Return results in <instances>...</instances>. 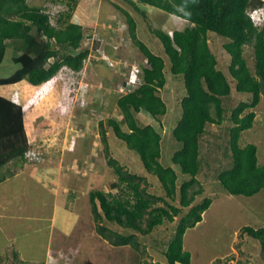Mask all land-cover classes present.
I'll list each match as a JSON object with an SVG mask.
<instances>
[{
    "label": "rangeland",
    "instance_id": "374dc122",
    "mask_svg": "<svg viewBox=\"0 0 264 264\" xmlns=\"http://www.w3.org/2000/svg\"><path fill=\"white\" fill-rule=\"evenodd\" d=\"M33 1L38 2L29 0V3L33 4ZM114 3L130 12L136 22L138 38L165 61L166 83L159 92L167 107L166 114L161 118L162 124L143 113L138 114V118L143 124H152L161 133L159 160L162 165L175 170L177 184L189 177L171 161L173 151L180 146L171 132L181 115L179 101L185 94L182 75L170 73V63L163 47L149 28L162 27L167 31L182 29L189 22L139 2H136V6L146 16L135 13L122 0H80L70 12L71 20L79 22L85 29L80 49L89 50L81 70L75 72L62 67L49 81L36 86L25 80L0 86L1 94L22 106L28 148L30 154L35 155L33 159L25 158L21 170L17 172L23 171V174L15 173L2 182L0 195L3 198L0 204L7 212L14 211L11 204L23 205L16 210L31 211L35 216L40 212L42 219L48 217L52 210L58 223L49 252V255L57 258H54V264H165L162 263V253L179 217L188 210L187 207L183 208L173 222L165 221L146 235L122 228L106 219L102 221L111 230L123 234L135 233L140 242L138 251L129 245H111L95 229L88 192L92 189L111 193L120 190L115 187L116 175L107 164L100 139L99 120H102L107 131L109 155L126 169L144 175L150 193L164 195L158 178L144 169L137 153L117 138L108 126V118L121 119L115 105L120 95L116 90L127 79L128 69L131 65L146 64L129 36L125 17ZM260 8H264V0L259 1L257 9ZM45 9L52 22L59 12L69 10L65 3L45 4ZM208 33L217 66L228 74L229 56L222 48L227 40L213 32ZM58 50L59 55L75 53L67 47L60 46ZM10 52H6L0 63L1 77L18 67L9 61ZM244 57L253 71L251 45L244 47ZM228 77L232 87L224 104L230 110L239 101H249L251 94L236 91L232 78ZM254 110L253 126L241 133L239 141L242 145L246 142L257 145L260 163L264 161V94ZM228 124L227 120L219 126L207 124L205 133L200 137L197 179L203 191L195 196L191 204H197L205 197L210 198L211 203L202 213L201 220L187 228L183 236V246L191 254V264H264V252L260 249L259 241L241 232V227L245 225L264 227V189L251 196L231 195L216 177L231 162L227 148ZM122 128L126 129L124 125ZM22 196L25 197L23 200ZM167 200L179 205L178 195L175 200ZM158 204L163 205L161 202ZM64 210H68V213H63ZM69 222L71 226L67 228ZM12 227L15 237L9 241V245L0 248V264H39L34 262L45 256V243L49 236L47 226L29 229L16 224ZM4 242L2 238L0 246Z\"/></svg>",
    "mask_w": 264,
    "mask_h": 264
},
{
    "label": "trees",
    "instance_id": "16d2710c",
    "mask_svg": "<svg viewBox=\"0 0 264 264\" xmlns=\"http://www.w3.org/2000/svg\"><path fill=\"white\" fill-rule=\"evenodd\" d=\"M37 1L30 4L29 0H0V63L6 52L11 50L9 61L18 66L12 73L0 76V86L21 80L30 85H40L62 66L78 72L89 54L88 48L80 49L85 35L84 27L71 20L70 11L74 10L79 0ZM122 1L141 16H146V13L138 9L136 2L189 22L182 29L168 31L162 27H149L169 60L170 73L182 75L185 94L179 101L181 115L171 132L180 146L173 151L171 161L189 177L177 184L175 170L162 165L159 160L161 133L152 124H143L138 118V114L143 113L162 124L161 118L166 114L167 107L159 92L166 83L165 61L138 38L136 22L130 12L114 3L125 17L129 36L146 64L137 66L138 79L131 82L125 92L116 90L120 95L115 105L121 119L108 118V126L117 138L137 153L144 169L158 178L164 195L150 193L144 175L126 169L109 155L107 131L102 120H99L100 139L107 164L113 169L115 187L120 190L116 193L90 190L91 214L95 229L103 239L113 246L129 245L138 251L140 242L135 233L123 234L111 230L102 221L106 219L122 228L146 235L165 221L173 222L187 207V212L179 217L174 226L162 253V263L191 264V254L183 246V236L187 228L201 220L202 213L211 203V199L205 197L201 202L191 204L195 196L203 191L197 174L200 169L199 142L207 124L219 126L226 120L229 122L227 148L231 162L216 175L227 193L251 196L264 189V161H258L257 145L252 142L242 145L239 141L241 133L253 126L256 116L254 108L264 94V25L255 26L247 15V10L257 7L260 0ZM49 3H65L69 10L59 12L52 22L45 9V4ZM209 31L227 40L222 48L229 56L228 74L217 66V58L208 41ZM246 45L253 47V71L244 57ZM60 46L75 53L59 55ZM228 75L236 91L251 94L249 101H239L230 110L224 104L232 87ZM123 125L126 129L122 128ZM27 148L22 106L11 97L0 94V182L21 169L26 161L24 152ZM177 195L179 205L167 200H175ZM241 232L258 240L264 252V227L245 225L241 227Z\"/></svg>",
    "mask_w": 264,
    "mask_h": 264
},
{
    "label": "crops",
    "instance_id": "0c3cea01",
    "mask_svg": "<svg viewBox=\"0 0 264 264\" xmlns=\"http://www.w3.org/2000/svg\"><path fill=\"white\" fill-rule=\"evenodd\" d=\"M74 22H76V21H74ZM77 23H79V22H77ZM186 25L187 24H185L184 26H186ZM4 96L8 97L7 95H4ZM20 173L23 174V171L17 173L16 175H21ZM24 174L27 175V172H24ZM1 184H2V182H0V185ZM2 198H3V196L0 195V203H1ZM4 198H7V197H4ZM21 198L23 200V198H25V197L22 196ZM44 198H45V196H44ZM44 198H43V200H44ZM51 198H53L52 195H51ZM88 198H89V196H88ZM39 203H41V202L39 201ZM41 204H44V202ZM51 204H52V202H51ZM0 205L2 206V207L0 206V240L2 238L5 239V242L0 246V248H2L3 246L9 245V241L15 237L14 236V227H12V226L18 224V225H21V226H23L25 228H29V229L30 228L40 229L42 225H46L48 232H49V236H48L47 242L45 243V251H44L45 256L42 260L36 259V262H34V263L39 262V264H54L53 261H54L55 257L52 255H49V252H50V249L52 248L51 241L53 240L54 231H55V229H57L58 223H57V220L55 219V214H53L52 210L50 209L48 217H46L45 219H42L40 217V212H38L35 216V214L32 213L31 211L24 212V210H23V211L19 212L18 210H16L17 208H19L20 206H23V205L11 204V210H14L11 212L5 211V208H3V205L2 204H0ZM52 208H53V206H52ZM40 209H42V208H40ZM71 212H72V210L69 211V213H71ZM63 213L67 214L68 210H64ZM44 221H46V222H44ZM69 221H71V219ZM70 226H71V223L69 222L67 225V228H70ZM13 242H14V240H13ZM55 260H57V258H55ZM59 263H62V262H59Z\"/></svg>",
    "mask_w": 264,
    "mask_h": 264
},
{
    "label": "clouds",
    "instance_id": "9594fccd",
    "mask_svg": "<svg viewBox=\"0 0 264 264\" xmlns=\"http://www.w3.org/2000/svg\"><path fill=\"white\" fill-rule=\"evenodd\" d=\"M258 7V6H257ZM257 7H252V8H249L248 10H247V15L250 17V19H251V21L253 22V24L255 25V26H260V27H262L263 25H264V8L262 9V8H260L259 10L257 9ZM254 8V9H253ZM251 9H253V10H251ZM256 11H259V13L258 12H256ZM85 36V35H84ZM145 62H146V60H145ZM132 66H137V65H131L130 66V71H129V74H128V76H127V79L123 82V84L122 85H120V86H125L126 85V83L127 82H129V84L131 83V82H136L137 81V79H138V72L137 73H134L133 72V69H132ZM62 67H64V68H68V67H66V66H62ZM61 67V68H62ZM60 68V69H61ZM59 69V70H60ZM69 70H71L70 68H68ZM58 70V71H59ZM57 71V72H58ZM73 71V70H72ZM76 72V71H75ZM55 75H53L51 78H53ZM50 78V79H51ZM49 79V80H50ZM48 80V81H49ZM47 82V81H46ZM18 83V82H17ZM16 84V83H15ZM29 84V83H28ZM120 86L117 88V90L118 91H122V90H120L119 88H120ZM126 91V89L124 90V91H122V92H125ZM30 149L29 148H27L26 150H25V152H24V157L25 158H30V159H33V158H35V155L33 156L32 154H30V151H29ZM38 153V152H37ZM257 228V227H256Z\"/></svg>",
    "mask_w": 264,
    "mask_h": 264
},
{
    "label": "built area",
    "instance_id": "2783aa9c",
    "mask_svg": "<svg viewBox=\"0 0 264 264\" xmlns=\"http://www.w3.org/2000/svg\"><path fill=\"white\" fill-rule=\"evenodd\" d=\"M132 69H133V72L134 73H137L138 72L137 66H132ZM128 85H129V82H127L125 86H120L119 89L122 90V91H124Z\"/></svg>",
    "mask_w": 264,
    "mask_h": 264
}]
</instances>
